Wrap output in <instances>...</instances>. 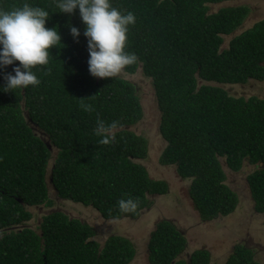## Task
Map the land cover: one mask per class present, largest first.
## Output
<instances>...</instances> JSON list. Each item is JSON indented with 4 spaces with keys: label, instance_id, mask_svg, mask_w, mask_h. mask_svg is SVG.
<instances>
[{
    "label": "trees",
    "instance_id": "trees-1",
    "mask_svg": "<svg viewBox=\"0 0 264 264\" xmlns=\"http://www.w3.org/2000/svg\"><path fill=\"white\" fill-rule=\"evenodd\" d=\"M228 1L112 0L136 16L126 50L138 59L123 72L140 70L151 80L166 141L160 163L191 181L189 195L202 222L238 208L223 163L232 171L246 162L256 166L248 184L256 212L264 213V99L232 96L219 86L264 80V19L223 48L224 37L249 12L230 6L210 13V5ZM23 2L0 0V8ZM29 2L49 11L46 27L58 28L61 44L50 49L49 65L33 69L38 87L0 91V264H133L131 240L112 235L101 244L91 225L65 211L45 213L36 229L27 224L30 208L50 207L57 198L91 207L105 220H136L152 197L169 193V184L138 162L148 143L131 130L143 119L135 85L89 74L78 10L69 15L58 12L56 0ZM69 25L80 30L78 40ZM12 67L0 70V88ZM85 104L93 110L85 111ZM97 119L119 122L108 144L94 132ZM129 196L138 200L137 209L119 212L117 201ZM186 249L184 233L162 219L150 235L149 264H212L209 250L184 255ZM254 256L240 244L225 264H260Z\"/></svg>",
    "mask_w": 264,
    "mask_h": 264
},
{
    "label": "rangeland",
    "instance_id": "rangeland-1",
    "mask_svg": "<svg viewBox=\"0 0 264 264\" xmlns=\"http://www.w3.org/2000/svg\"><path fill=\"white\" fill-rule=\"evenodd\" d=\"M230 6H243L249 12L236 31L224 37L223 48L228 47L233 37L264 19V0H233L210 5V13ZM116 76L123 77L135 85L143 106V119L131 127L134 133L143 136L148 143L146 158L138 162L147 168L151 178L166 181L169 184V193L152 197V206L145 209L136 220L130 218L105 220L91 207L57 198L50 207L30 208L33 219L27 224L36 229L45 213L52 210L65 211L91 225L96 232L94 238L101 244L112 235L128 238L136 248V256L132 263L149 264L150 235L159 221L168 219L174 221L187 239L184 255L198 249H207L211 253L212 264H225L235 246L241 244L251 248L255 253V260L264 264V213L256 212L248 184V176L254 172L256 166L246 162L239 171H232L223 163L227 175L226 183L238 195V208L228 216L202 222L189 195L191 181L180 178L176 166H165L160 163L166 142L160 133L161 116L151 80L140 70L133 75L122 71ZM219 86L224 87L232 96L264 99V80ZM51 195L54 196V193Z\"/></svg>",
    "mask_w": 264,
    "mask_h": 264
},
{
    "label": "clouds",
    "instance_id": "clouds-1",
    "mask_svg": "<svg viewBox=\"0 0 264 264\" xmlns=\"http://www.w3.org/2000/svg\"><path fill=\"white\" fill-rule=\"evenodd\" d=\"M56 7L58 12L69 15L78 10L85 26L83 36L92 77L112 78L137 62L136 54L126 50L129 28L136 22L134 12L114 7L112 0H56ZM48 19L49 11L29 0L9 9L0 8V70L13 66L11 72L3 74L5 86L0 91H22L40 85L33 69L49 65L50 49L61 44L58 28L46 27ZM68 27L73 39L78 40L80 30L75 26ZM83 108L93 110L91 104H85ZM118 127V121L106 124L97 119L94 132L102 137V144H108L115 139L111 133ZM117 207L121 213H132L138 207V200L122 197L117 201Z\"/></svg>",
    "mask_w": 264,
    "mask_h": 264
},
{
    "label": "flooded vegetation",
    "instance_id": "flooded-vegetation-1",
    "mask_svg": "<svg viewBox=\"0 0 264 264\" xmlns=\"http://www.w3.org/2000/svg\"><path fill=\"white\" fill-rule=\"evenodd\" d=\"M213 221V220H212ZM205 223V222H204Z\"/></svg>",
    "mask_w": 264,
    "mask_h": 264
}]
</instances>
